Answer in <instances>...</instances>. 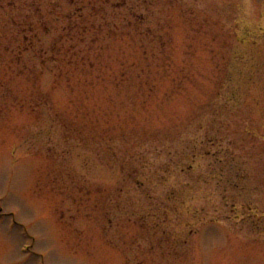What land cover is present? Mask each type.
Wrapping results in <instances>:
<instances>
[{
  "label": "rangeland",
  "instance_id": "obj_1",
  "mask_svg": "<svg viewBox=\"0 0 264 264\" xmlns=\"http://www.w3.org/2000/svg\"><path fill=\"white\" fill-rule=\"evenodd\" d=\"M0 264H264V0H0Z\"/></svg>",
  "mask_w": 264,
  "mask_h": 264
}]
</instances>
